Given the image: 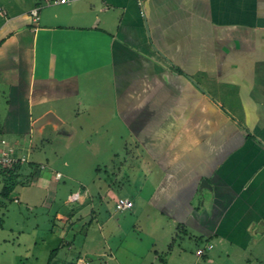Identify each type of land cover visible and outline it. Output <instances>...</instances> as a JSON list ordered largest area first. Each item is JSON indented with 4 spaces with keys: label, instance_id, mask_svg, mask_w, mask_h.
Segmentation results:
<instances>
[{
    "label": "crops",
    "instance_id": "1",
    "mask_svg": "<svg viewBox=\"0 0 264 264\" xmlns=\"http://www.w3.org/2000/svg\"><path fill=\"white\" fill-rule=\"evenodd\" d=\"M47 1L0 0V88L24 99L23 134L68 149L88 123L118 122L158 169L149 201L137 199L159 227L206 244L204 256L264 264V0ZM50 113L70 130L37 127ZM203 179L211 189L200 191ZM100 194L75 192L80 232L102 229ZM107 244L117 261L122 246ZM71 263L89 264H59Z\"/></svg>",
    "mask_w": 264,
    "mask_h": 264
},
{
    "label": "rangeland",
    "instance_id": "2",
    "mask_svg": "<svg viewBox=\"0 0 264 264\" xmlns=\"http://www.w3.org/2000/svg\"><path fill=\"white\" fill-rule=\"evenodd\" d=\"M8 94L0 88V151L5 140L28 162L13 175L0 166V264H59L60 259L76 261L79 255L89 264H239L237 258L220 251L198 254L206 244L181 230L168 233V225L159 227L158 210L144 201H149L158 169L118 122L109 132L101 123H88L68 149L64 142L51 141L47 133L33 146V139L23 134L29 124L28 107L22 97ZM58 171L62 178L56 177ZM82 184L101 193L93 204L102 229L96 222L83 232L74 226L80 221L75 213H82L77 211L80 201L74 194L81 192ZM10 185L14 187L6 197L4 189ZM123 196L137 200L136 206L117 209L116 202ZM90 210L88 205L83 213ZM106 213L112 217L105 224ZM90 219L84 217L82 223ZM106 241L114 248L122 246L115 250L117 261L110 258ZM55 248L59 249L51 261Z\"/></svg>",
    "mask_w": 264,
    "mask_h": 264
},
{
    "label": "built area",
    "instance_id": "3",
    "mask_svg": "<svg viewBox=\"0 0 264 264\" xmlns=\"http://www.w3.org/2000/svg\"><path fill=\"white\" fill-rule=\"evenodd\" d=\"M70 1L72 0H48L47 3L58 5V4H65ZM136 1L140 6H143L146 0H136ZM31 13L34 20L39 19L37 8L33 9ZM2 143L5 145V148H3L0 151V166L2 168H14L15 166L22 165L28 162L27 157L23 154H18L16 151L17 149L14 146L7 144L5 140H2ZM56 177L58 178L61 177V173L57 172ZM116 206L119 210L130 209L134 206V201L125 197H120L117 200ZM198 252L201 254L204 252V250L199 249Z\"/></svg>",
    "mask_w": 264,
    "mask_h": 264
},
{
    "label": "water",
    "instance_id": "4",
    "mask_svg": "<svg viewBox=\"0 0 264 264\" xmlns=\"http://www.w3.org/2000/svg\"><path fill=\"white\" fill-rule=\"evenodd\" d=\"M48 121H50L51 123H53L56 128L58 129V131H62V132H66L69 129V126L63 122L60 118L56 117L54 114L50 113L48 114L46 117L42 118L41 120L37 121L36 122V126L40 127L42 126L43 124L47 123ZM204 188H209L211 189V186L210 184L208 183V181L206 179H203L200 183V191Z\"/></svg>",
    "mask_w": 264,
    "mask_h": 264
},
{
    "label": "trees",
    "instance_id": "5",
    "mask_svg": "<svg viewBox=\"0 0 264 264\" xmlns=\"http://www.w3.org/2000/svg\"><path fill=\"white\" fill-rule=\"evenodd\" d=\"M21 168V165L15 166L14 168H7V169H3L5 171H7V173L9 175H13L14 172H16L17 170H19ZM14 185H10L9 187H6L4 189V195L7 197L10 195L11 191L13 190ZM59 248H55L51 251L50 254V260L53 259V257L57 254ZM74 264V263H71Z\"/></svg>",
    "mask_w": 264,
    "mask_h": 264
}]
</instances>
